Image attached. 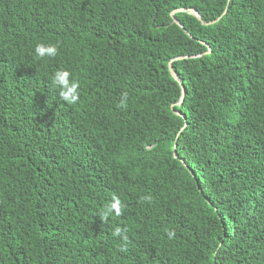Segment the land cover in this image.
Wrapping results in <instances>:
<instances>
[{"label": "trees", "instance_id": "trees-1", "mask_svg": "<svg viewBox=\"0 0 264 264\" xmlns=\"http://www.w3.org/2000/svg\"><path fill=\"white\" fill-rule=\"evenodd\" d=\"M0 264H264V0H0Z\"/></svg>", "mask_w": 264, "mask_h": 264}, {"label": "clouds", "instance_id": "clouds-1", "mask_svg": "<svg viewBox=\"0 0 264 264\" xmlns=\"http://www.w3.org/2000/svg\"><path fill=\"white\" fill-rule=\"evenodd\" d=\"M35 54L40 58L44 59L46 56L55 57L58 54V45H48L37 44L35 47ZM52 84L54 88L60 89L59 95L62 100L70 105H75L79 102V83L76 81H70V73L67 71H57L54 74L52 79ZM127 93L122 94L121 103L118 105L119 108L126 109L127 108ZM141 202L152 203V198L142 197ZM115 213L117 216L122 215V204L118 197L113 196L112 202L106 206V208L102 209L99 213L100 219L103 222H107L110 215ZM126 229H121L119 227L115 228L112 232L114 237H122L125 243H128V237L126 235ZM168 237L174 238L175 232L172 230H165Z\"/></svg>", "mask_w": 264, "mask_h": 264}, {"label": "water", "instance_id": "water-1", "mask_svg": "<svg viewBox=\"0 0 264 264\" xmlns=\"http://www.w3.org/2000/svg\"><path fill=\"white\" fill-rule=\"evenodd\" d=\"M226 11H227V8L225 9L224 14L226 13ZM178 12H188V13H191V14L194 15L199 21H201V23H202L203 25H212V24L216 23V22L220 19V17H219V18H217L216 20H213V21H210V22H205V21H203V19L201 18V16L199 15V13H198L195 9H192V8H189V9H183V8L176 9V10H174V11L171 12V16H172V18H173V22H175L176 24H178L182 29H183V27L181 26V24L179 23V21H177V20L173 17V15H174L175 13H178ZM206 53H208V51H207ZM183 58H188V57H187V56H186V57H184V56H179V57H176V58L172 59V60L168 63V69H169V72H170L171 76H172L176 81H178V83L180 84L181 89H182V90H181V97H180V99H179L177 105H181V103L184 101V86H183V83L179 80L178 75H177V74L175 73V71L173 70V67H172V61H174V60H180V59H183ZM172 109H173V106H172ZM174 113H175L176 115H178V116H181V115H182L181 112H179V111H175V110H174ZM184 127H185V126H184ZM184 127H182V128H184ZM173 150H174V151H173L174 155H176V152H175V144H174Z\"/></svg>", "mask_w": 264, "mask_h": 264}, {"label": "rangeland", "instance_id": "rangeland-1", "mask_svg": "<svg viewBox=\"0 0 264 264\" xmlns=\"http://www.w3.org/2000/svg\"><path fill=\"white\" fill-rule=\"evenodd\" d=\"M177 103H178V101H177ZM177 103H176V105H177ZM172 106H174V105H172Z\"/></svg>", "mask_w": 264, "mask_h": 264}]
</instances>
